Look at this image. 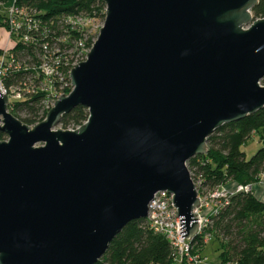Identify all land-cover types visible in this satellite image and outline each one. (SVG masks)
I'll use <instances>...</instances> for the list:
<instances>
[{"label":"water","instance_id":"obj_1","mask_svg":"<svg viewBox=\"0 0 264 264\" xmlns=\"http://www.w3.org/2000/svg\"><path fill=\"white\" fill-rule=\"evenodd\" d=\"M260 0H103L74 90L33 128L0 92V264H97L156 194L182 238L200 205L188 162L222 126L264 109ZM86 108L77 130L58 129Z\"/></svg>","mask_w":264,"mask_h":264},{"label":"trees","instance_id":"obj_2","mask_svg":"<svg viewBox=\"0 0 264 264\" xmlns=\"http://www.w3.org/2000/svg\"><path fill=\"white\" fill-rule=\"evenodd\" d=\"M17 6L38 15L36 19L41 22V32L46 31L49 35V41L42 37L37 39L39 43H50L51 32L56 31V37H61L63 30H68L71 42L84 41L90 50L97 37L88 32L72 31L65 26V20L76 16L105 19L107 11L103 0H17ZM252 13L255 20L264 19V0L259 1ZM4 19V15L0 14V31L5 26ZM17 53L29 63L37 61V53L23 45ZM262 83L264 85V80ZM40 98L17 105L11 114L30 127L36 126L47 117L37 113ZM23 115L27 118H21ZM89 117V111L79 107L64 116L60 126L64 130H77ZM253 137L259 139L262 147L248 159L243 147ZM7 140V135L0 131V142ZM188 169L193 179H201L203 187L210 190L230 183L243 187L259 184L264 178V109L217 129L208 139L207 153L192 158ZM210 232L213 234L212 242L215 239L220 242L221 264H264V201L253 191L234 194L220 214L214 217ZM194 244L196 254H201L206 247L199 238ZM97 264L177 263L168 240L155 234L147 220L141 219L132 221L121 231Z\"/></svg>","mask_w":264,"mask_h":264},{"label":"built area","instance_id":"obj_3","mask_svg":"<svg viewBox=\"0 0 264 264\" xmlns=\"http://www.w3.org/2000/svg\"><path fill=\"white\" fill-rule=\"evenodd\" d=\"M6 1H0V14L5 18L3 29L8 33L7 45L0 48V92L7 96L9 113L14 112L17 105L30 103L33 98L41 97L37 113L45 117L60 97L72 93V70L86 61V51L91 50L84 41L71 42L68 30H63L61 37H56V31L51 32L50 43H39L37 39L42 37L49 41V35L46 31L41 32V22L36 19L38 15L18 7L17 0L3 12ZM93 23L91 17L76 16L67 18L64 24L72 31L88 32V27ZM21 45L37 53L36 62L29 63L20 58L17 52ZM193 181L200 201L193 214L198 219L199 226L190 239L181 236L184 231L181 218L177 216L179 211L174 206L173 196L168 192L155 195L146 219L149 228L171 244L177 264H205L206 260L194 252L195 240L199 238L205 245L211 243L213 234L210 230L214 217L220 214L234 194L252 191V186H238L235 193L225 187L210 190L203 187L201 179Z\"/></svg>","mask_w":264,"mask_h":264},{"label":"rangeland","instance_id":"obj_4","mask_svg":"<svg viewBox=\"0 0 264 264\" xmlns=\"http://www.w3.org/2000/svg\"><path fill=\"white\" fill-rule=\"evenodd\" d=\"M14 1L15 0H7L2 8L3 12H5L8 8H10L14 4ZM92 19L94 23L90 24V26L88 27L89 30L88 34L98 38L101 29L104 27L106 18L104 19L102 17H97V18L92 17ZM7 40H8L7 31L5 29H1L0 48H4L7 45ZM89 53H90L89 51H86V59ZM21 118L25 119L27 118V116L23 115ZM58 129H63V128L59 126ZM261 147L262 144L260 143L259 139L257 137H253L246 143V145H244L243 151L245 152L247 158L251 159L261 149ZM256 185L257 186H255L254 192L259 198L264 200V196H260L259 193L260 190L264 189L263 182ZM200 256L206 260L205 264H221L222 248L220 246V242L215 239L213 242L207 244L206 247L201 252Z\"/></svg>","mask_w":264,"mask_h":264},{"label":"crops","instance_id":"obj_5","mask_svg":"<svg viewBox=\"0 0 264 264\" xmlns=\"http://www.w3.org/2000/svg\"><path fill=\"white\" fill-rule=\"evenodd\" d=\"M263 182V184H264V178H262L261 179V181H260V183H262ZM255 186H257V185H254V186H252V191L254 192V188H255ZM237 185L235 184V183H230V184H228L227 186H225V188L228 190V191H230V192H233V193H235L236 192V190H237ZM255 193V192H254ZM260 196H264V189L263 190H260ZM255 195H256V193H255ZM257 196V195H256ZM258 197V196H257ZM259 198V197H258ZM260 200H262L261 198H259ZM262 201H264V200H262Z\"/></svg>","mask_w":264,"mask_h":264}]
</instances>
